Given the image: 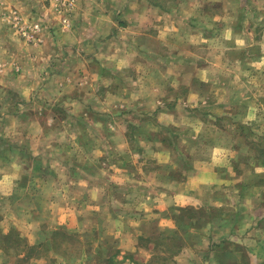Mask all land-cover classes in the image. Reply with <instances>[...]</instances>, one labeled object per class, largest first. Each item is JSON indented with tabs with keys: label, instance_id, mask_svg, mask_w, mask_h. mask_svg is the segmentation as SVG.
Returning <instances> with one entry per match:
<instances>
[{
	"label": "crops",
	"instance_id": "1",
	"mask_svg": "<svg viewBox=\"0 0 264 264\" xmlns=\"http://www.w3.org/2000/svg\"><path fill=\"white\" fill-rule=\"evenodd\" d=\"M28 1L0 0V209L4 210L2 225L6 223L3 230L6 241L12 239L11 231H16L18 240L27 245L41 244L44 257L54 261L51 227L54 230L60 226L82 228L88 234L82 237L84 244L91 242L89 235L94 228L97 241H112L109 245L117 252L107 257L91 242L80 253V264H205L198 258L201 248L216 243L220 248H214L221 250L224 241L256 242L250 249L263 259L264 214L256 212L264 209V185L260 183L264 175L255 178L257 181L244 179L243 185L233 180L249 173L250 168L244 166L247 156L241 157L231 145L233 150L229 146L217 148V141L214 146H208L210 151L205 156L189 155L192 158L186 168L188 172L178 179L168 175L174 170H168L165 164L172 156L163 142L148 135L138 138L137 133L126 136L129 126L134 130L144 129L148 125L147 116L156 119L152 123L158 129L168 124L178 125L176 110L172 111L177 107L169 110L154 106L151 110L139 108L138 111L135 105H143L139 104L142 101L139 96L148 102L150 92L163 93L165 88L182 86L184 92H189L188 101L197 103L194 91L203 92V88L187 89L188 57L178 50L187 44L188 37L199 35L191 27L196 25L192 21L196 0H174L167 9L155 7V0H132L123 7V0H96V3L76 0L72 29L64 32L53 23L45 30L42 43L35 45L24 42L6 20V15L13 12L27 18V8L36 3ZM215 1L219 7L220 0ZM113 5L116 8L109 9ZM254 9L258 10L243 5L245 13L251 11L254 17L263 15L262 8ZM222 10V16L231 15ZM156 17L160 25L154 26ZM218 18L216 15L215 19ZM258 25L264 39V24ZM256 27L248 23L246 31L256 32ZM182 29L188 36L182 37ZM158 32L162 34L156 38ZM228 33L232 34L230 30ZM204 38L200 41H208L209 48L223 46L219 37L215 41ZM241 44L237 47L251 49L253 42L249 34ZM260 48V62L264 63V47L260 45ZM250 56L248 53L247 58ZM189 59L194 61L195 82L198 79L200 84L204 76L208 77L206 80L213 82L211 87L218 95L215 68L207 76L202 59L196 60L194 56ZM253 83L249 79L247 84L251 86L247 92H258ZM96 92H102V97L96 96ZM104 92H119L116 97L107 93L105 99L121 100V106L119 111L108 110L118 120L112 125L114 136L99 135L96 139L90 132L95 127L101 130L102 124L106 129L108 124L92 121L86 115L101 109L97 103L104 100ZM210 108L219 112L216 106ZM228 109L223 107L222 114ZM126 116L127 121L123 119ZM254 136L253 141L262 137ZM192 140L198 144L197 137ZM260 144L264 149V143ZM261 160L257 162L264 167ZM257 171L264 173V168ZM76 177H83L84 181H77ZM240 187L244 194H259V198L255 196L244 204L233 201ZM76 190L89 197L85 206L73 202L72 192ZM112 191L110 202L95 200L104 199ZM38 193H46L43 195L46 199L39 195V199L33 200ZM209 206L218 213H227L228 217L223 215L199 227L189 224L197 221L193 217L179 218L181 210L199 211ZM180 223L182 228L178 226ZM25 247L21 256L27 258L30 254ZM206 253L209 256H204L205 259L218 255ZM114 256L117 259L112 261ZM46 259L39 261L46 263ZM64 261L61 264H69Z\"/></svg>",
	"mask_w": 264,
	"mask_h": 264
},
{
	"label": "rangeland",
	"instance_id": "2",
	"mask_svg": "<svg viewBox=\"0 0 264 264\" xmlns=\"http://www.w3.org/2000/svg\"><path fill=\"white\" fill-rule=\"evenodd\" d=\"M29 1H35L36 3L31 5L32 7L27 8V17L36 18L40 15L43 16L46 13V9L43 8L42 0ZM112 1L114 0H110V2ZM107 2H109V0H107ZM131 2L132 0H123L122 7L123 4H129ZM173 2L174 0L154 1L155 7L160 9H167L166 7L173 4ZM196 2L197 3L194 15H192L194 16V19H192V21H195L196 25H192L191 27L196 28L199 35H197V37H188L186 41L187 44L181 45V48L178 50L179 53H183L185 57H188V63L186 65L187 89L189 88V86L194 88V90L203 88V92L194 91L193 94H197L198 97L197 103L195 100L188 101L187 97L189 95V92H184L182 86L178 87L177 89L165 88V92L163 93L156 91L150 92L148 102H143L144 100L141 99L143 97L139 96L141 97L139 100H142L141 102H139V104L143 105H135L138 111H140L139 108H143L144 110H146L145 108H147L151 110L154 108V106L155 108L164 106L169 110L177 107V109H173L172 111L176 110L175 114L179 120L178 125L168 124L165 127L160 126L162 128L158 129L156 128V124L152 123L156 121V119L152 116H147L146 118L148 120V125L145 124L146 126H144V129L141 130L133 129L132 134L137 133L138 138H146L148 135L149 138L157 140L159 141V143L161 142V140H166L164 146L167 148L166 151L170 152L172 160L166 163L165 166L168 167V170H174L168 173L169 176H174L178 179L184 178L186 176V172H188L186 168L189 166V160L192 158L189 157V155L203 154L205 156L206 153L210 151V148H208V146H214L216 142L219 141L217 144V148L218 146H220L222 149H225L228 146L232 150L233 148H235L237 152H240V154H242L241 157L246 158L247 156L248 160H246L250 162L249 163L245 161L244 163L245 167H248V169L250 168V170L248 171L249 173L247 172L248 174L244 176L245 178L236 176V178H233V180L237 181L236 183L239 182L242 185L245 183L244 179H247L248 182L257 181V179L255 178L261 179L260 176L264 175V173H260L259 171H257L264 168L257 162L261 159H264V149H261L260 144L264 143V63L260 62V45L264 47V39L258 32V24H264V0H220L218 2L219 7H217L215 0H196ZM91 3H96V0H91ZM243 5L250 7V9L253 11L258 10L254 8H262L263 15L254 17L251 15V11L245 13L243 11ZM81 6H83V4ZM115 8L116 5H113V7L109 9L114 10ZM222 8L231 13V15L227 18L226 16H222ZM205 15L211 16L214 20H212L211 17H206ZM216 15H218L219 17L218 20L215 19ZM248 23H251L252 26H255V24L257 25L256 32L249 33L248 31H246ZM52 24L53 21L50 20V25ZM153 25H160V21L157 17L155 18ZM164 27H168V25ZM50 28L51 27H49V29ZM185 28L191 31V28ZM182 30V37L188 36V32L185 31V29ZM229 30L232 34L228 33ZM161 34L162 33L158 32V34H155V37L157 38V36H161ZM248 34L250 35V39H252L253 42V44L251 45V49L244 50L242 48H238L237 45H242L241 43L243 42V40L244 42H246V36ZM204 37H208L209 40H216V38L219 37V43L223 42V46L216 45L209 48L207 47L208 41H200L201 38ZM235 42L237 43V45L234 44ZM228 43L234 44L235 46L228 45ZM191 45L194 48H192ZM156 49L159 51V47H156ZM160 51L163 53L162 50ZM248 53H251L250 59L247 58ZM189 56H194L196 60L202 59V67L204 69V73L206 72L207 76H210L211 70H214L215 68L216 76H218V80H216L218 95H215V91L211 87V85H214L213 82H210V80H206L208 79V77L206 78L204 76V81H202L200 84H198V79L195 82L194 74L192 73L195 67L194 61L191 62ZM207 58H209V62L206 61ZM210 58L212 61L210 60ZM235 62H238V65H235ZM212 65L213 69L210 68V66ZM230 72L235 73H233L231 76H228ZM249 79H252L254 81L253 85L255 89L258 90V92H247V87L251 86L247 84ZM231 81H234V83H232ZM96 93V96L102 97V92ZM107 93H110L111 95H114L116 97L118 96L119 92H104V102L102 101L100 103H97L101 109H98L97 112L92 111V114L86 115V118H89L92 121L107 122L108 124L106 129L104 128L105 124L101 125V130H98L97 127H95L90 132L91 137L95 136L96 138L99 135L110 137V135L114 136L115 134L114 126L112 125L114 121L118 120H115V113L108 112V110L109 108H111V111H119L121 100L115 98L112 99L113 97H109L112 100H106L105 97ZM93 101L95 104L96 102H98L97 98H94ZM212 105L216 106L220 113H216L215 110H211L210 106ZM258 105H260L261 107H258ZM227 106L229 109L227 108ZM223 107H225V110L228 109V112L225 114H222L221 112L223 111ZM137 118H139V116ZM123 119L127 121L129 118L126 116L123 117ZM141 120H144V118H141ZM253 128L256 131H254ZM128 133L129 131H127V134ZM256 134H258L259 137H262L258 138L256 141H253L252 138H254V135ZM192 137H197V145L193 143ZM251 157H255V159H251ZM245 164L248 166H246ZM166 173L167 170H165V174ZM74 179H76L77 181H84L83 177H76ZM260 183L264 185V178L261 179ZM241 189L242 188L240 187V190L234 194L233 199L231 198L233 201H239V203L244 204V202L249 201L250 198H253L255 196L256 198H259L260 196L259 194H244ZM32 194L34 195V193ZM45 194L46 193H38L35 195V198H33V200L39 199V195L43 197V195ZM50 195L51 193L48 194V196ZM72 195H75V197L73 196V202H75L79 206H85L86 203H88L90 200L88 196L86 197V194H84V192H79L77 190L74 191V194L72 192ZM113 195V191L108 192L104 199L96 198L95 200L110 202L111 200H109V197L111 198ZM262 196L264 197V194ZM43 199H46V197H43ZM209 203H211V199L208 198L207 204ZM45 208H47V206ZM256 213L262 215L264 214V209H261L259 213ZM222 216L224 218H227L228 214H222L221 212L218 213L215 209H213L212 206H209L199 211L192 210L190 211V214L181 213L179 218L186 219V217H193L192 219L195 218L197 221L191 222L189 224L199 227L201 225H205L206 222L211 223L218 217L220 218ZM46 217H49V215H47ZM4 218V210L0 209V226H3L2 222ZM236 220L238 221V218H236ZM5 224L6 223H4L3 227H0V234L3 237V230L6 229ZM181 225L182 223L178 224L179 228H182L180 227ZM242 225L243 224L241 223L239 228L240 230H242ZM46 228L50 229L48 225L46 226ZM51 229L53 230H51L50 233L52 237L50 245L52 247L54 255H56V259L54 261H52V259H50L49 261L46 259V257H44V255L42 254L44 253V250H42L43 248L41 244L38 245L37 243H35L34 245H27L24 241H20L17 239L18 237H16V231H11L10 236L12 237V239H10L9 241H6V238L4 239L1 236L0 264H61L62 262H65L64 260H67L69 264H80V253L87 246V248H89L92 243L99 247L98 252L102 254L105 253L104 255L107 257L117 252L114 246L109 245V242L112 241H108L107 239H102V242L97 241L94 234L97 233V231H95L94 228L92 234L89 235V240H91L92 243L89 241V243L87 244H84V242L82 241V237L88 234L85 233L82 228L80 230H78V228L72 230L67 229L65 226H60L54 230L53 226L51 227ZM192 239L194 240L195 238L192 237ZM193 240L191 242H195ZM215 244L216 243L212 245L208 244L204 246L203 249L201 248V250L199 251L200 254L198 253V258H201V260L203 261L202 263L264 264V258H257L253 253L254 250L250 249V247L256 244V242L246 241L233 242L228 244L227 241H224L221 244V250L219 249L220 246H215ZM25 245L29 250H27V253L30 254V256L27 258L26 256H21L22 251L25 252L26 250ZM214 246H218L219 248L216 249L214 248ZM88 251H90V249H88ZM210 251L211 254L218 255H214V257H212L211 259H205L206 257L204 256H209L206 252ZM107 252H109L108 255H106ZM224 252L227 253L226 257L223 256ZM41 256H43V258ZM40 259H46V263L39 261ZM115 259H117L116 256L112 258V261Z\"/></svg>",
	"mask_w": 264,
	"mask_h": 264
},
{
	"label": "built area",
	"instance_id": "3",
	"mask_svg": "<svg viewBox=\"0 0 264 264\" xmlns=\"http://www.w3.org/2000/svg\"><path fill=\"white\" fill-rule=\"evenodd\" d=\"M46 13L39 17L24 18L19 13L6 15V20L16 31L17 35L27 44H40L50 20L64 32L72 29V15L76 8V0H42Z\"/></svg>",
	"mask_w": 264,
	"mask_h": 264
},
{
	"label": "trees",
	"instance_id": "4",
	"mask_svg": "<svg viewBox=\"0 0 264 264\" xmlns=\"http://www.w3.org/2000/svg\"><path fill=\"white\" fill-rule=\"evenodd\" d=\"M134 128H131L130 126L128 127V131H129V133L126 135L127 137H133V134H132V130H133ZM166 143V140H161V143ZM140 151V150H139ZM262 165H264V159L263 160H261V162H260ZM181 212L182 213H184V214H190V210L189 211H184V210H181ZM4 239L6 238V237H3ZM223 256L224 257H226L227 256V253L226 252H224L223 253Z\"/></svg>",
	"mask_w": 264,
	"mask_h": 264
}]
</instances>
